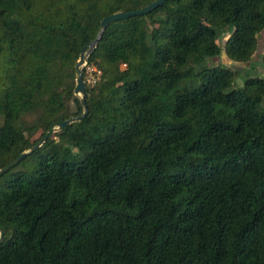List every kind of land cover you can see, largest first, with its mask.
Wrapping results in <instances>:
<instances>
[{
    "label": "trees",
    "instance_id": "16d2710c",
    "mask_svg": "<svg viewBox=\"0 0 264 264\" xmlns=\"http://www.w3.org/2000/svg\"><path fill=\"white\" fill-rule=\"evenodd\" d=\"M154 1L0 0V169L74 119L0 176V264H264V74L236 86L210 61L228 31L227 56L251 62L264 0L112 21L83 116V50Z\"/></svg>",
    "mask_w": 264,
    "mask_h": 264
},
{
    "label": "water",
    "instance_id": "95a60500",
    "mask_svg": "<svg viewBox=\"0 0 264 264\" xmlns=\"http://www.w3.org/2000/svg\"><path fill=\"white\" fill-rule=\"evenodd\" d=\"M167 0H155L154 2L150 3L149 5L142 7L140 9L134 10V11H126V12H116L114 14L108 15L106 16L102 22H101V30L98 34V36L96 37V39H94V41L91 43L90 47L87 50H83L82 55L78 61V69H79V73H78V77H77V85L75 88V94H82V102L85 105V113L83 114L86 115L87 114V104H86V99H85V92H86V82L84 80L83 74L81 72V65H83L86 62V58L88 57V55L93 51V49L96 47L99 39L101 38V36L103 35L105 29L107 28V26L115 20L118 19H122V18H126V17H130V16H135V15H143L146 14L152 10H154L155 8L163 5ZM74 121V119H69V120H65L63 122H61L57 127L52 128L44 137L43 139L37 143L36 145H34L32 148H30L27 151H24L20 156H18L16 159H14L13 161H11L6 167L0 169V176L8 171L11 167H13L15 164H17L22 158H24L26 155L30 154L31 152L35 151L39 146H41L43 144V142H45L48 137H50L54 132L59 131L63 126H65L66 124L70 123ZM4 230L2 228H0V241H2L3 237H4Z\"/></svg>",
    "mask_w": 264,
    "mask_h": 264
},
{
    "label": "rangeland",
    "instance_id": "374dc122",
    "mask_svg": "<svg viewBox=\"0 0 264 264\" xmlns=\"http://www.w3.org/2000/svg\"><path fill=\"white\" fill-rule=\"evenodd\" d=\"M229 37H230V32L228 31L220 35L218 43L222 47V52L220 53V55L211 58L210 61H212L215 65L220 64V65H225L227 67L239 69L240 74H239V77L237 78L236 86L243 85L242 79H243V76H245L247 72H251V74H254V75L264 74V65L263 63H261L262 54L264 53V35L263 34L259 35L258 49L256 53L254 54V57L251 60V62H247L245 64L238 63V62L235 63V61H233L227 56V53L225 51V45ZM84 68L86 70L85 78H84L86 84L93 85L100 75L99 72L97 70H94L93 66H89L87 62L81 65V70H83ZM75 95H77V97L80 99L82 98V94H75ZM75 105H76V102L74 99H72V101L70 102V109L74 110ZM29 119H31V117H29ZM39 137H40V133H37L35 135V138H39ZM22 166L24 170L26 171V173L29 174V171H30L29 167L31 166V164H25ZM9 177L10 176L6 177V179H8Z\"/></svg>",
    "mask_w": 264,
    "mask_h": 264
}]
</instances>
